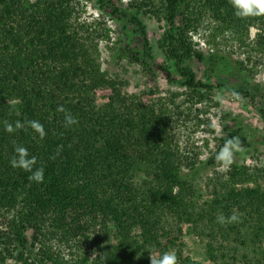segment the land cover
I'll return each mask as SVG.
<instances>
[{"label":"trees","instance_id":"1","mask_svg":"<svg viewBox=\"0 0 264 264\" xmlns=\"http://www.w3.org/2000/svg\"><path fill=\"white\" fill-rule=\"evenodd\" d=\"M78 3L0 0V264H151V253L170 250L179 264H199L165 231L169 217L206 229L211 264H264V166L258 186H246L244 169L232 166L227 178L215 182L212 198L198 206L188 178L199 156L181 134V119L189 121L197 105L212 102L211 86L196 82L189 63L205 65L207 77L230 65L221 54L204 56L193 35L204 22L239 41L255 28L256 51L264 57V17L240 19L229 0H131L127 7L97 0L140 37L139 47L126 44L118 57L144 72L154 58L141 16L166 24L161 51L180 80V106L165 97L144 102L125 90L127 82L101 69L98 43L109 42L111 30L78 23ZM103 88L111 94L98 105L96 91ZM238 92L252 104L261 99L258 86L247 84ZM8 99L20 101L11 115ZM58 105L78 125L64 128ZM4 119L38 120L47 135L40 140L31 128L8 134ZM196 121L210 127L209 119ZM222 135L214 138L216 151L207 162L212 167H218L215 157L227 139L239 137L243 149L250 146L240 128L224 125ZM15 144L37 157L43 183L10 166ZM140 172L145 190L133 182ZM233 209L239 222H217L219 213L229 216Z\"/></svg>","mask_w":264,"mask_h":264},{"label":"rangeland","instance_id":"2","mask_svg":"<svg viewBox=\"0 0 264 264\" xmlns=\"http://www.w3.org/2000/svg\"><path fill=\"white\" fill-rule=\"evenodd\" d=\"M130 1L117 0V3L120 2L124 7H127ZM141 18L147 28L154 58L147 72L118 57V49L124 45L139 47L141 44L140 37L134 33L130 25L118 21L108 11L101 10L97 0H79L77 5L76 20L78 23L87 25L100 23L102 27L106 26L111 30L110 41L98 43L99 63L101 69L108 76L127 82L125 90L129 94L141 97L144 102L165 97L173 99L176 105L181 106L183 98L179 94L183 92V89L177 83L180 80L171 63L166 60L161 51L162 35L167 26L164 22L159 23L149 15H143ZM211 27V24L204 22L197 33L193 35L195 47L207 58L212 52L223 55L230 65L224 70L219 67L215 73L207 77L205 65L196 60L189 63L195 73L196 82L204 86H211L212 102L197 105L196 110L189 115V121L184 123V120L181 119L184 125L181 128L182 138L187 141L189 146L196 148L195 152L199 156V164L196 165L194 171L190 172V178H188L194 190L195 198L193 200L198 206L212 198L214 191L217 190L214 188L215 182L221 181L224 177L227 178V174L234 165L244 169L246 178H248L246 186L263 184L258 169L264 166V116L259 111V107L264 110V57L256 51V30L251 28L249 37L244 41H239L229 33H215ZM238 62L252 71L243 70ZM163 67H167L168 71L162 69ZM247 84L258 86L260 89L261 99L258 98L253 104L238 92L242 86ZM233 92L239 93L241 99L236 100L232 95ZM110 94L109 88L97 90L96 103L103 105L107 102ZM176 95L179 97H175ZM221 99L223 103H221ZM196 118L209 119L210 127L206 123L197 126ZM224 125L242 129L249 139L250 146L235 154V161L228 170L220 171L218 167H212L207 162L210 154L216 151L214 138L220 139L223 136ZM144 180L145 175L140 172L135 175L133 182L135 186L145 190V186L142 184ZM165 231L170 233V237L177 239V244L182 249L184 256L190 257L199 264H211L206 257L208 238L203 234L206 231L203 226L196 229L187 223L179 224L177 220L169 217ZM244 251L249 254V257L254 256L249 253L251 250ZM239 253H243V251L239 250ZM7 263L16 264L14 260H8Z\"/></svg>","mask_w":264,"mask_h":264},{"label":"clouds","instance_id":"3","mask_svg":"<svg viewBox=\"0 0 264 264\" xmlns=\"http://www.w3.org/2000/svg\"><path fill=\"white\" fill-rule=\"evenodd\" d=\"M229 3L234 9V15L240 19H248L255 17H264V0H229ZM233 97L240 100V94L233 92ZM20 103L17 99H8L9 115L16 110L17 105ZM221 103L223 100L221 99ZM56 111L63 114V127L66 129L78 125L79 120L75 117L70 110L66 109L63 105H58ZM4 131L8 134H14L19 130H27L31 128L38 134L39 139L43 140L47 133L44 125L38 120H16L14 122L4 119L2 121ZM243 151V146L239 137H232L227 139L219 152L216 154L215 160L218 165V170L226 171L235 161V154ZM59 155V149L56 153ZM55 159V156L50 157ZM10 166L14 169H22L30 175L29 181L36 183H43L44 181V167H35L37 165V157L30 156L28 149L20 144H15L14 155L10 158ZM217 222L221 225L237 223L240 221V215L236 209H233L231 215L225 216L222 212L216 217ZM151 264H179V258L174 250L165 251L162 254L150 255Z\"/></svg>","mask_w":264,"mask_h":264}]
</instances>
